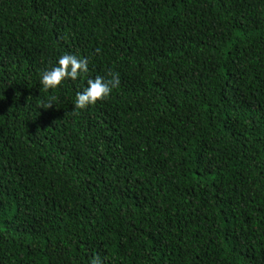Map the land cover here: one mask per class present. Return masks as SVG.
I'll list each match as a JSON object with an SVG mask.
<instances>
[{
  "label": "trees",
  "instance_id": "16d2710c",
  "mask_svg": "<svg viewBox=\"0 0 264 264\" xmlns=\"http://www.w3.org/2000/svg\"><path fill=\"white\" fill-rule=\"evenodd\" d=\"M97 258L264 264V0H0V264Z\"/></svg>",
  "mask_w": 264,
  "mask_h": 264
},
{
  "label": "clouds",
  "instance_id": "9594fccd",
  "mask_svg": "<svg viewBox=\"0 0 264 264\" xmlns=\"http://www.w3.org/2000/svg\"><path fill=\"white\" fill-rule=\"evenodd\" d=\"M88 72V57L66 52L60 55L54 64L41 70L39 85L44 90H55L67 80L77 81L78 78L83 80ZM120 84L121 79L117 72L89 77L84 86L75 92L74 108L86 109L98 101L108 99ZM51 105L52 103H48L44 108H48ZM91 264H101V261L97 258Z\"/></svg>",
  "mask_w": 264,
  "mask_h": 264
}]
</instances>
